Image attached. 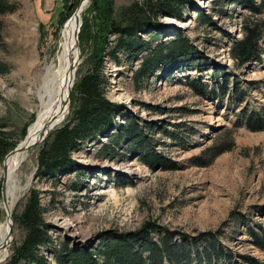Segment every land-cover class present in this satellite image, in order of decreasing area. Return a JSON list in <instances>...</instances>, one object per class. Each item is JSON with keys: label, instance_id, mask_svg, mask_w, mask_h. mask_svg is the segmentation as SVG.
Returning a JSON list of instances; mask_svg holds the SVG:
<instances>
[{"label": "rangeland", "instance_id": "rangeland-1", "mask_svg": "<svg viewBox=\"0 0 264 264\" xmlns=\"http://www.w3.org/2000/svg\"><path fill=\"white\" fill-rule=\"evenodd\" d=\"M133 1L143 0H114V7L117 10ZM251 1L255 5L264 2ZM7 2L14 10L0 15V65L4 69L0 71V126L17 138L19 146L37 120L41 108L37 91L46 65L59 49L67 25L64 18L80 0L68 4V9V1L63 0ZM245 2L194 0L192 10L183 7L181 19L163 13L161 29L180 27L174 34L188 38L206 65L196 71L195 60H188L168 71L157 68L146 80L139 79L138 87L133 75L141 55L126 58L124 50H119L117 59L110 58L107 51L114 47L115 36L109 34L102 73L106 95L121 105L114 132L133 118L141 144L136 146L134 138L126 135L118 142L107 136L88 141L71 153L76 161L73 170L52 181L37 174L40 143L32 145L17 171L21 190L12 214L35 186L44 192V219L52 225L48 232L57 248L66 241L74 248L95 249L105 232L134 231L150 222L152 241L159 244L170 235L172 243H192L191 257L153 262L144 250L145 264H264V248L257 245L264 236V128L248 127L251 119H264V31L259 39L261 60L238 65L230 53L233 42L245 35L246 20L264 25V11L251 17ZM81 3V22L86 16L94 28L98 13L90 9L91 2ZM201 11L210 22L199 17ZM176 20L191 22L185 28ZM79 46L73 84L93 66L92 41L84 38ZM193 79L201 80L206 89L196 92ZM223 84L226 92L220 94ZM234 89L243 91L245 97L230 94ZM66 107L64 118L53 129L66 120L71 104L67 102ZM143 154L161 159L151 166ZM74 184L78 190H73ZM0 223H7L2 196ZM22 235V228L14 223L7 256L0 264ZM212 242L221 253L211 250L209 259L198 258L197 252L204 246L211 248ZM50 247L43 246L42 254L50 264H60Z\"/></svg>", "mask_w": 264, "mask_h": 264}, {"label": "trees", "instance_id": "trees-1", "mask_svg": "<svg viewBox=\"0 0 264 264\" xmlns=\"http://www.w3.org/2000/svg\"><path fill=\"white\" fill-rule=\"evenodd\" d=\"M63 1H68L65 4L66 9H68V4L75 2V0ZM245 3L250 10L251 17L264 11V2L255 5L253 1L246 0ZM114 4V0L91 1L90 9L98 13L94 20V28L86 16L82 17L78 38L80 43L84 38L92 41L93 66L74 82L70 91L71 110L66 120L49 131L38 145L37 174L41 178L51 181L59 180L61 176L71 172L76 166L71 153L81 149L88 141H97L99 137L107 136V139L112 138V141L118 142L122 136L126 135L134 138L137 142L136 146L142 142L138 133V125L133 118L129 119L125 125H121L117 134L111 132L112 128L118 124L115 114L121 105L106 95L107 80L102 73L109 34L115 36L114 47L107 51L110 58L117 59L119 50H124L126 58L141 55L139 68L133 75L136 84L139 79L140 81L146 80L157 68L168 71L174 65L188 62V60H195V70H200L206 65L205 62L202 63L201 58L199 59L197 49L182 33L174 34L171 39L161 38L165 29H161L160 16L167 13L181 19L183 7L190 9L194 6V0L133 1L117 10ZM76 6L74 3L72 12ZM12 10L14 7L9 5L7 0H0V15ZM71 11L66 15L65 20L72 14ZM100 15H102L101 20L98 18ZM199 17L208 19L207 21L210 22V18L208 16L206 18L202 11L199 12ZM96 26L97 29H95ZM263 27L262 22H257V20L248 19L244 22L245 35L242 39L234 41L230 48V53L238 65L261 60L259 39L264 31ZM140 33L148 37L139 36ZM3 70L0 65V71ZM200 81L193 79L191 82L192 86L199 90L196 92H203L206 89V85ZM209 92L215 93L211 89ZM225 92L226 84H223L220 86V94ZM232 93H239L240 99L245 97L244 92L238 89H234L230 94ZM2 126H0V162L17 145V138L11 137L10 132L3 130ZM248 127L253 130L262 129L264 119H251ZM22 133L25 136L26 128H23ZM213 150L215 154L218 153V148ZM142 157L144 162L151 166L161 159L160 157L158 159L156 154H143ZM72 188L78 190V185L74 184ZM43 193V190L35 186L30 187L20 203L18 212L12 214L14 223L22 228L23 235L18 242L12 245L11 253L2 264H50L41 252V248L47 245L51 246L50 250L54 259L60 264H145L144 250L149 251L150 260L153 262H159L163 258L171 261L183 259L188 261L191 257L189 246L192 243H187V245L172 243L173 238L171 239L170 235L162 237L159 244L152 241L150 222H145L134 231L105 232L101 235V244L95 249L74 248L66 241L58 248L52 246L53 241L48 232V228L52 225L44 219L46 209L41 201ZM216 245L212 242L210 243L211 248L204 246L196 256L209 259L211 250L214 254L221 253L219 246ZM257 245L264 248V236L257 241Z\"/></svg>", "mask_w": 264, "mask_h": 264}, {"label": "bare ground", "instance_id": "bare-ground-1", "mask_svg": "<svg viewBox=\"0 0 264 264\" xmlns=\"http://www.w3.org/2000/svg\"><path fill=\"white\" fill-rule=\"evenodd\" d=\"M88 3L89 0H84V4L87 5ZM83 8V4L81 3L77 14L73 15L65 23V25H67L63 30V37L59 44V49L53 59L45 67L41 78L42 85L37 91L41 108L37 120L32 126L33 129H31L30 133L26 136L24 142L17 146L19 148L9 154L4 162L2 174L5 183V203L3 202V205L6 214L9 212L12 213L13 202L18 197V192L21 190L17 171L28 157V150L32 146L31 144L37 141L45 125L50 120L57 125L66 114L70 85L74 78L76 62L80 54L75 33L78 26L77 20H80V14ZM189 22L191 21H177V23L183 24L185 28L190 25L188 24ZM7 201L10 202L8 206ZM0 238V261H2L7 256V248L11 242L10 220L8 218L6 224L0 223Z\"/></svg>", "mask_w": 264, "mask_h": 264}, {"label": "water", "instance_id": "water-1", "mask_svg": "<svg viewBox=\"0 0 264 264\" xmlns=\"http://www.w3.org/2000/svg\"><path fill=\"white\" fill-rule=\"evenodd\" d=\"M81 2H82V0H80V2H79V4L77 5V7L75 8V10H74V12L72 13V15L67 19V21L73 16V15H75V14H77V11H78V9H79V7H80V4H81ZM91 2V0H89V3ZM88 3V4H89ZM193 8L191 7L190 8V10H192ZM185 16H187V15H185ZM184 16V19H186V17ZM66 21V22H67ZM65 22V23H66ZM81 24H82V22H81V18H80V20L78 19L77 20V29H76V33H75V38L77 39V43H78V46H79V39H78V34H79V31H80V26H81ZM180 30V27H177L176 26V24H174V25H172V26H170V28L169 29H166V30H164L163 31V35H173L176 31H179ZM80 47V46H79ZM80 59V54L78 55V58H77V62L76 63H78V60ZM72 85H73V79H72V81H71V85H70V90H69V97H68V104H70V91H71V88H72ZM54 125H55V123H53V121H49L46 125H45V127H44V129H43V131H42V133L39 135V138H38V140L37 141H35L34 143H32L31 145H36V144H38V143H40L41 141H43V139L47 136V134L49 133V131L51 130V129H53V127H54ZM113 129V128H112ZM27 136V135H26ZM25 136V137H26ZM25 139V138H24ZM19 147H15L13 150H11L10 152H8V154L5 156V158H4V161H3V165H4V162H5V160H6V158H7V156L9 155V154H11V153H13L15 150H17ZM4 191H5V183H4V179H2L1 180V196H2V199H3V202L5 203V199H4ZM6 216H7V218L10 220V233H11V231H12V227H13V224H14V220H13V217H12V213H7L6 214Z\"/></svg>", "mask_w": 264, "mask_h": 264}]
</instances>
